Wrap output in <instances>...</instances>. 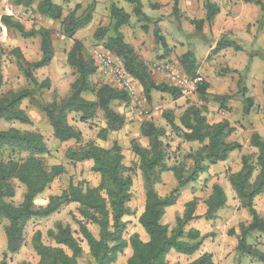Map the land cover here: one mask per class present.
I'll list each match as a JSON object with an SVG mask.
<instances>
[{
  "label": "trees",
  "instance_id": "trees-1",
  "mask_svg": "<svg viewBox=\"0 0 264 264\" xmlns=\"http://www.w3.org/2000/svg\"><path fill=\"white\" fill-rule=\"evenodd\" d=\"M124 1L132 6L131 12L138 20L155 24V40L165 46L156 21L143 12L141 0ZM212 1H205L204 20L190 21L197 32H201L205 24H211L219 13L218 7ZM240 1L260 8L262 15L257 25L262 28L264 0ZM34 2H37L36 13L40 17L60 22L63 34L72 40L66 62L75 79L64 98L44 101L41 95L44 90L50 89V81L48 79L38 81L34 72L48 66L54 58L49 31L45 29L26 31L10 17L2 16V25L15 31L22 38L39 37L40 56L34 62H27L21 58L18 60V67L23 71L31 88L0 95V121L28 125L30 121L20 106L24 100L31 101L45 115L56 142L76 144L66 152V160L73 164L91 162V171L98 174L99 183L96 187L70 183L61 195L51 197L46 206H36L35 200L63 174L64 168L61 165L47 164L45 157L48 149L40 134L14 128L0 130V219L6 222L4 228L6 251L0 264H9V257L20 251L25 243V228L30 220L49 218L70 204L77 206L78 217L72 214V220L78 227L77 234L69 225L56 223L55 228L47 232V236L55 244V247H50L43 244L39 233H35L32 247L38 261L19 264H114L127 247L130 248L131 255L126 264H170L167 260L170 252L193 256L199 252L203 242L208 238L196 229L185 230L189 222L200 218L195 214L196 200L192 199L185 204L182 216L176 217L172 228L162 220L166 209L177 203L187 186L196 183L201 175L207 174L211 166L225 162L231 153L241 149L238 143L228 142L235 128L226 120L209 123L205 115L207 112L205 105L188 106L178 118V124L171 111L165 112L163 119L170 129L169 135L164 127L156 126L151 120H144L141 123L139 135L147 140V145L142 146L136 140H132L127 150L138 160L137 169L140 172L144 193V208L138 217V224L147 240L143 241L138 234H133L126 240L124 233L127 223L124 218L134 214L130 204L134 169L125 165L123 149L117 143L109 148L93 142L81 144V133L69 123V116L72 114L77 116L80 123L86 124L94 120L100 112L105 127L99 130L98 138L105 141L110 133L121 130L125 121L122 115L112 109V104H124L126 107L129 102L125 92L107 83L98 84L92 81V77L97 73L96 67L92 58L86 59L83 55L80 41L74 39L75 34L91 22L94 3L87 6L79 15L76 14L81 10L80 5H76L72 12L64 15L62 7L53 3V0H18L17 4L30 6ZM172 3V14L175 15L178 13L179 0H172ZM156 8L157 5H151V9ZM130 18V14L123 8L111 3L109 23L95 31V39L101 42L103 50L120 61L127 76L139 84L148 103L152 100L153 92L167 94L173 100L180 98L177 89L165 83L158 84L152 79L147 65L124 41L122 29L129 26ZM142 29L144 32L148 31L147 26H143ZM226 48L240 51V48L225 36L220 38L213 51L220 52ZM2 52L0 48V88L3 85ZM253 56L252 52L249 53V60ZM180 64L186 75H195L196 62L191 52L182 55ZM232 73L237 74V71ZM207 89L208 85L205 82L197 92V96L205 102L208 100L219 102L232 98L209 95ZM246 92L239 79L238 94L241 96L244 113L248 114L252 108V101L246 97ZM168 136H176L184 143H197L199 146L183 155L181 160L170 163L171 155L174 153L171 152L169 143L165 142ZM249 147L254 149L255 153L243 155L240 169L230 173L227 180L241 207L247 210L250 221L240 223L238 232L230 229L228 236L237 239L236 255L264 264V252L248 243L253 233L264 234V215L258 214L254 207V199L264 194V139L253 133ZM166 174H171L175 185L161 196L156 187L161 184L162 177ZM14 182L24 188L22 201L18 205L12 202L15 197ZM226 202L227 197L223 189L214 183L210 195L203 202L206 207L204 219L214 220L216 214L226 206ZM90 227L97 228V236L90 231ZM77 235L79 237H76ZM82 243L87 246V252L82 248ZM187 264L214 263L210 254L203 253Z\"/></svg>",
  "mask_w": 264,
  "mask_h": 264
},
{
  "label": "rangeland",
  "instance_id": "rangeland-1",
  "mask_svg": "<svg viewBox=\"0 0 264 264\" xmlns=\"http://www.w3.org/2000/svg\"><path fill=\"white\" fill-rule=\"evenodd\" d=\"M152 1H159L161 4L157 5L156 9H151ZM185 1V0H184ZM206 0H196V9L199 10ZM145 4L146 10L154 15L151 18L156 21L160 30V36L165 41V46L159 44L154 37L155 24L153 22H142L138 20L131 12L132 6L126 3L124 0H70L64 2L63 0H53V3L62 7L64 15L72 12L76 5L81 6V10L77 12L79 15L82 10L87 6L94 3V10L92 13L91 22L82 30L78 31L74 39H77L82 44L83 55L86 59L91 58V51L94 49L102 48L101 42L94 37L95 31L98 28H104L109 23V6L111 3L117 4V6L123 8L128 14H130V24L122 29L124 41L128 43L134 51L138 54L140 59L147 65L150 70L152 79L160 84L163 80L155 76L151 71L153 64L162 60L168 59L174 65L181 67L180 59L182 55L187 52H191L195 62L196 71L195 74H199L204 78V74L201 69L207 64L212 69V74L215 78L221 77L226 79L228 76H233L232 80L241 79V86L246 88V97H249L250 93L260 95V90H264V66L257 69V75L251 78L252 66L254 60L264 62V49L258 47V44L244 45V51L247 60L243 70L237 71V74L232 73L233 70L216 56V52L208 51L215 36L208 24H205L201 32H197L190 24L191 19L185 17V13L182 9V0H179L178 13L172 14V0H141ZM18 0H0V48L3 50L1 56V70L3 76V85L0 88V95H5L10 92H17L22 89L31 88L27 81L23 71L18 67V60L21 58L27 62H34L38 60L40 56V39L38 36L33 38L24 39L18 33L13 30L7 29L1 23V17L7 16L12 21L21 24L26 31L45 29L49 31L52 47L54 50V58L51 63L34 72V76L38 81L48 79L50 81V89L44 90L41 98L50 102L54 98L61 100L69 91L71 83L75 79L71 68L67 65L66 57L72 46V40L68 39L62 31L60 22L52 21L43 17H40L36 13L37 2H34L30 6L18 5ZM159 10V11H158ZM158 11V12H154ZM145 12V11H144ZM195 20V19H194ZM147 26L148 31L144 32L142 27ZM259 28V27H258ZM260 29V28H259ZM196 45L203 46L205 49L197 50ZM18 50V52H16ZM253 53L254 56L249 60V53ZM19 53V54H18ZM248 68V71H247ZM94 83H108L105 78L99 74H95L92 77ZM134 84V83H133ZM135 89L136 86L134 85ZM141 88V87H140ZM138 95L139 91L136 90ZM264 96V95H263ZM142 102L141 109L136 108L140 113L131 117V114L127 111V105L113 103L112 109L124 117V125L121 130L110 133L105 141L98 138V132L101 128L105 127V121L102 114L99 112L94 120L89 123L82 124L78 121L77 116L70 115L69 123L76 128L82 136L81 144L93 142L98 146L109 148L112 144L117 143L122 149L124 154V163L128 167H133L132 174V187L131 193V207L134 210L132 216L124 218L127 223V228L124 233L126 240L133 234H138L139 237L145 241L146 235L138 224V217L144 208V193L142 187V180L140 172L137 169V158L127 150L129 142L136 140L142 146L147 145V140L141 138L139 135V128L144 120H151L156 126L164 127L170 134V129L167 127L163 115L167 111H171L176 124H178V118L182 115L185 108L191 105L204 106L200 103V99L197 95L190 98H184L181 101H174L169 95L161 93H152L151 102H147L144 97L140 95ZM235 103H242L241 96L238 94V88L235 95L231 96ZM90 99V98H89ZM251 108V114L260 118V109L264 105L263 101H259L256 98ZM129 103V102H128ZM228 104V100L212 101L208 100L206 103V118L209 123H216L221 120L230 119V125H235V131L240 128L244 133L252 126L250 123V115L244 113V109L240 111L238 108L224 107ZM20 108L27 115L30 123L28 125L19 124L18 122H5L0 121V130H7L9 128L18 129L24 132H35L40 134L47 146L48 154L45 159L49 166L61 165L64 168L62 175L57 177L49 188L35 200L36 206H46L49 199L54 196L61 195L67 190L68 185L73 183L77 185L82 183L83 186L96 187L99 183L98 174H94L91 171V162H83L73 164L66 160V152L76 146L75 143L69 142L60 144L56 142L52 137V131L49 123L41 110H39L31 101L24 100L21 103ZM261 119V118H260ZM264 120V119H263ZM243 135H241L242 137ZM246 140V138H244ZM230 141V140H229ZM165 142L169 143L171 152L170 163L181 160L182 156L189 151L198 148L197 143H184L176 136H168ZM255 153V150L248 145L242 147L239 151L230 154L229 162L222 164L218 169L213 170L212 174L201 175L198 181L192 185L187 186L181 193L177 203L166 209L162 222L172 228L175 225V219L178 216H182L184 212L185 204L192 199L197 202L195 214L200 218L191 221L185 227V230L196 229L200 234L207 235L208 238L203 242L199 252L194 254L192 258H195L204 250L210 251L214 254L215 258L220 259L221 263L226 264H261L255 260L241 258L236 255L235 246L237 245V239L235 237L228 236V231L234 229L238 232V225L244 222L246 217L249 216L247 210L239 206L231 204L225 206L222 211L216 214L214 220H205L203 215L206 211L204 201L211 193V185L214 182V178H218L219 175H224L225 178L231 172L236 171L240 167L241 156L245 154ZM175 185L171 174H166L162 177V182L156 189L159 195L163 196L167 191ZM229 193H232L230 184L227 182L223 184ZM15 197L12 199L13 204L18 205L22 201L24 188L19 183L14 182ZM226 191V192H227ZM77 206L70 204L61 208L57 213L46 219H32L25 228V243L20 251L9 257V264H19L21 262L36 263L38 257L36 256L33 247L32 239L35 233H39L44 245L55 247L54 242L47 236V232L55 228L56 223H62L63 225H69L72 231L77 234L78 227L72 220V214L78 217L76 212ZM255 210L257 212H264V197L256 200ZM6 222L0 219V260L3 253L6 251V241L4 235V228ZM90 231L97 236V228L90 227ZM76 237H79L77 235ZM248 243L255 245L259 251L264 252V234L253 233L251 238L248 239ZM82 248L87 252V246L82 243ZM129 247H127L122 254H120L114 264H126L129 258ZM229 252V253H228ZM225 253H228L227 257H224Z\"/></svg>",
  "mask_w": 264,
  "mask_h": 264
},
{
  "label": "crops",
  "instance_id": "crops-1",
  "mask_svg": "<svg viewBox=\"0 0 264 264\" xmlns=\"http://www.w3.org/2000/svg\"><path fill=\"white\" fill-rule=\"evenodd\" d=\"M212 2L218 7L219 13L214 17L211 24H208L212 31L213 36H215L216 38L211 43V46L208 49V51H213V49L215 48L220 38L222 36H225L229 41H231L232 44H234L235 46H238L240 48V51H234L233 48H226L224 50H221L220 52H216V56L220 58V60H222L228 66L229 69L233 71H241L243 70L245 66V62L247 60L245 53L241 52V50L244 51V45L249 46V45L258 44V47H261V49H264V26L259 29L257 25V22L260 19L262 12L258 6L244 4L240 0H213ZM152 4H160V3L159 1H152ZM196 4H197L196 0H185V1L182 0V9H183V12L185 13L184 16L187 18H190L191 20H194V19L204 20L206 11L203 6L199 10H197ZM142 5H143V12L145 11L144 12L145 15H147L149 18H153L154 15L150 14L146 10V8L144 7L145 4L142 3ZM158 11H154V12H158ZM195 48L200 51L203 48L205 49L206 47L205 45L203 46V48L200 45L199 46L196 45ZM262 66H264V62L256 61V60L252 62V66L251 65L249 66V69L250 68L252 69L250 80L251 78L257 75V72H256L257 69ZM201 70L204 74V79L208 85L207 94L214 95L217 97L235 95L236 89L238 88V80L237 79L232 80V77H233L232 75L228 76L226 79H222L221 77L215 78L212 74L213 72L212 69H210L207 64H205L203 69ZM154 75L162 79L163 83H165V79L161 74L154 73ZM132 82L136 86V90H138L140 92L139 94L143 97L142 89L140 88L139 84L134 80H132ZM249 97L251 98V101H252V107H253V102L255 101V99L253 98H256L259 101L264 102V96H263L262 90H260V95L250 93ZM183 99L184 98L180 96V98L174 101L179 102ZM200 103L206 106L207 102L200 99ZM224 107H228V109L234 107V108H238L240 111L244 109L243 104H241L240 102L235 103L232 100H228V104L224 105ZM248 115H250L251 117V119L249 120H250V123H252V126L250 125V128L246 130L245 133L243 129L240 128L228 138V142L238 143L241 146V148L245 147V145L249 146V140L253 133H257L261 138L264 139V120H263L264 118L262 117L261 113H260L261 119L259 117H255L254 114H251V109L249 110ZM228 122L231 123V120L228 119ZM231 126L236 128L235 125H231ZM241 135L243 136L241 137ZM244 138H246V140ZM228 159L225 162L218 163L217 165L211 166L208 170V173L212 174L213 170L217 168L219 169L222 166V164L229 162ZM240 167H241V164H240ZM239 169H237L234 172H237ZM234 172H231V173H234ZM217 174H218V178L213 179L214 182L212 183V185L214 183H217L223 189L227 197L226 207L230 206L231 204L239 206L240 202L236 199L234 192L232 191V193L228 194L226 187L223 186V184H226L228 182L227 178H225L224 175L223 176L219 175V171L217 172ZM212 185L210 188H212ZM261 197H264V194L254 199V207L256 204V200ZM258 214L264 215V212L263 213L258 212ZM249 221H250V217L248 216L246 217L244 222H249ZM129 252H130L129 253V256H130L131 250ZM203 253L210 254L212 256V260L214 264H223L221 263L220 259L215 258L214 254L207 250L200 252L198 256L192 259L191 257H193L194 255L189 257V256H183V255L177 254L175 252H170V254L167 257V260L170 264H175V263L187 264L195 260L196 258H198ZM228 253H225L224 257H227ZM226 264H229V262H227Z\"/></svg>",
  "mask_w": 264,
  "mask_h": 264
},
{
  "label": "built area",
  "instance_id": "built-area-1",
  "mask_svg": "<svg viewBox=\"0 0 264 264\" xmlns=\"http://www.w3.org/2000/svg\"><path fill=\"white\" fill-rule=\"evenodd\" d=\"M91 58L97 74L108 80L107 84L126 93L129 98L127 111L131 117L140 114L136 108L141 109L142 102H145L140 99V95H138L132 80L125 73L120 61L102 48L92 50ZM151 71L161 74L165 79V84L177 89L183 98L197 95L198 89L206 82L199 74L186 75L182 68L174 65L168 59L153 64ZM260 113L264 118V106L261 107Z\"/></svg>",
  "mask_w": 264,
  "mask_h": 264
}]
</instances>
